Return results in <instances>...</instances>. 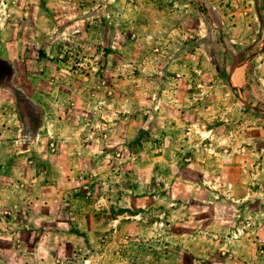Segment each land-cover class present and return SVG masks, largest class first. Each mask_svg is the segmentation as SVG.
I'll use <instances>...</instances> for the list:
<instances>
[{
  "label": "rangeland",
  "instance_id": "374dc122",
  "mask_svg": "<svg viewBox=\"0 0 264 264\" xmlns=\"http://www.w3.org/2000/svg\"><path fill=\"white\" fill-rule=\"evenodd\" d=\"M0 264H264V0H0Z\"/></svg>",
  "mask_w": 264,
  "mask_h": 264
},
{
  "label": "trees",
  "instance_id": "16d2710c",
  "mask_svg": "<svg viewBox=\"0 0 264 264\" xmlns=\"http://www.w3.org/2000/svg\"><path fill=\"white\" fill-rule=\"evenodd\" d=\"M234 89H236V88H234ZM17 107L18 108H20V106L22 105V99H21V96H20V94H18L17 96Z\"/></svg>",
  "mask_w": 264,
  "mask_h": 264
}]
</instances>
